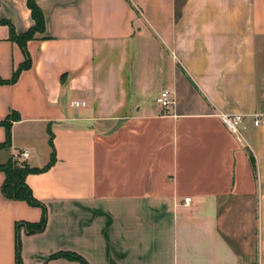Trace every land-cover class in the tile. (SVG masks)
Masks as SVG:
<instances>
[{
	"label": "crops",
	"instance_id": "crops-1",
	"mask_svg": "<svg viewBox=\"0 0 264 264\" xmlns=\"http://www.w3.org/2000/svg\"><path fill=\"white\" fill-rule=\"evenodd\" d=\"M34 1L31 67L0 84V122L18 115L0 162L43 168L47 128L56 157L26 177L47 220L20 230L22 264H264V0ZM1 20L33 25L26 0H0ZM22 62L0 24V79ZM166 89L165 111L148 94ZM220 114L245 116L239 139ZM40 217L0 190V264Z\"/></svg>",
	"mask_w": 264,
	"mask_h": 264
},
{
	"label": "trees",
	"instance_id": "trees-1",
	"mask_svg": "<svg viewBox=\"0 0 264 264\" xmlns=\"http://www.w3.org/2000/svg\"><path fill=\"white\" fill-rule=\"evenodd\" d=\"M26 7L30 11V17L33 25L25 32L17 34L13 25L8 21H0L1 25H6L9 29V40L15 43L23 55V62L13 71L11 78L8 81H2L0 84H13L18 79L21 72L28 70L31 67V58L27 50V43L34 39L36 34L44 32L45 23L41 9L34 0H26ZM18 115L11 113L5 120L0 122V126L5 129V139L0 143V152L7 150L11 145V126L13 121H17ZM48 144L51 148L49 162L41 169L32 168L28 164L18 163L13 157L9 158L6 162H0V172L4 175V180L1 185L2 197L11 201H22L31 207H38L41 209V217L37 223L18 222L14 226V264H22L21 258V238L20 230L23 229L24 234L34 235L41 233L46 226V209L32 194L30 188L26 184V177L29 174L43 173L49 170L56 162L55 150L53 145V134L49 128ZM250 160L253 158L250 156ZM63 258L68 261H76L80 264H88L82 257L74 253H57L52 255L49 260Z\"/></svg>",
	"mask_w": 264,
	"mask_h": 264
},
{
	"label": "built area",
	"instance_id": "built-area-1",
	"mask_svg": "<svg viewBox=\"0 0 264 264\" xmlns=\"http://www.w3.org/2000/svg\"><path fill=\"white\" fill-rule=\"evenodd\" d=\"M156 103L162 110H168L170 107L174 105V98L173 94L170 90H162L159 92L157 98H156ZM73 105L75 107H84L85 103L84 102H74ZM221 122L225 126V128L233 135H235L238 139L240 138V130L242 128L243 122H244V115L236 114V115H230V114H220L218 115ZM252 124L254 127H259L264 125V117L260 116H254L252 120ZM13 158L18 162V163H25L29 159V153L28 151H19L13 155ZM190 199L185 198L184 203L187 204L189 203Z\"/></svg>",
	"mask_w": 264,
	"mask_h": 264
},
{
	"label": "rangeland",
	"instance_id": "rangeland-1",
	"mask_svg": "<svg viewBox=\"0 0 264 264\" xmlns=\"http://www.w3.org/2000/svg\"><path fill=\"white\" fill-rule=\"evenodd\" d=\"M159 92H160V91H158V93L156 94V96H154L155 93H154L153 91L150 92V93L148 94V99L151 100L152 102H156L155 99H156V97L158 96Z\"/></svg>",
	"mask_w": 264,
	"mask_h": 264
}]
</instances>
